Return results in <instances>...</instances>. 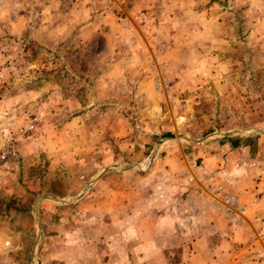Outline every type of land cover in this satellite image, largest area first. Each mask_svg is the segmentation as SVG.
Segmentation results:
<instances>
[{
	"label": "rangeland",
	"instance_id": "rangeland-1",
	"mask_svg": "<svg viewBox=\"0 0 264 264\" xmlns=\"http://www.w3.org/2000/svg\"><path fill=\"white\" fill-rule=\"evenodd\" d=\"M238 133L264 166V0H0V264L94 238L77 208L99 176Z\"/></svg>",
	"mask_w": 264,
	"mask_h": 264
},
{
	"label": "crops",
	"instance_id": "crops-1",
	"mask_svg": "<svg viewBox=\"0 0 264 264\" xmlns=\"http://www.w3.org/2000/svg\"><path fill=\"white\" fill-rule=\"evenodd\" d=\"M111 68L119 73L121 64ZM135 89L132 96L141 97ZM149 97L153 100L155 94ZM132 108L145 123L141 115L146 113ZM146 141L144 150L151 153L155 143ZM141 154L142 150L125 158L134 162ZM141 171L99 177L92 202L77 208L80 222L88 218L86 223H93L94 238H61L58 251L47 244L41 264H240L247 254L256 258L253 264H264V252L256 253L257 242L264 246V166L248 135L164 145L150 168ZM185 171L194 176L193 184L186 182ZM217 186L247 207L243 226H233L223 217L213 199L212 188Z\"/></svg>",
	"mask_w": 264,
	"mask_h": 264
},
{
	"label": "built area",
	"instance_id": "built-area-1",
	"mask_svg": "<svg viewBox=\"0 0 264 264\" xmlns=\"http://www.w3.org/2000/svg\"><path fill=\"white\" fill-rule=\"evenodd\" d=\"M187 180L191 183L194 181V177L191 175ZM212 189L215 190L213 199L218 204L225 220L233 226H243L248 214L247 207L241 204L234 195L224 191L222 187L217 186Z\"/></svg>",
	"mask_w": 264,
	"mask_h": 264
},
{
	"label": "water",
	"instance_id": "water-1",
	"mask_svg": "<svg viewBox=\"0 0 264 264\" xmlns=\"http://www.w3.org/2000/svg\"><path fill=\"white\" fill-rule=\"evenodd\" d=\"M238 134L249 135V134H246V133H238ZM228 135H230V134H228ZM154 153H155V152H154ZM154 153L151 154V155L149 156V158H148V161H149V162H151V161L154 159V157H155ZM110 171H111V170H108V171H105V172H110ZM105 172H104V173H105ZM99 177H100V176H99ZM99 177H98V178H99ZM98 178H97V179H98ZM97 179H96V180H97ZM96 180H95V181H96ZM80 195H81V194H80ZM80 195H79V196H80Z\"/></svg>",
	"mask_w": 264,
	"mask_h": 264
}]
</instances>
